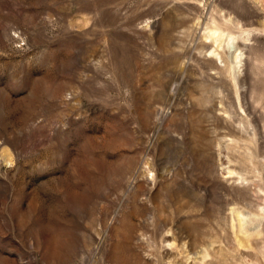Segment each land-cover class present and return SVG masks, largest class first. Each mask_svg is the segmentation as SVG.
Here are the masks:
<instances>
[{
	"label": "rangeland",
	"instance_id": "rangeland-1",
	"mask_svg": "<svg viewBox=\"0 0 264 264\" xmlns=\"http://www.w3.org/2000/svg\"><path fill=\"white\" fill-rule=\"evenodd\" d=\"M0 264H264V0H0Z\"/></svg>",
	"mask_w": 264,
	"mask_h": 264
},
{
	"label": "bare ground",
	"instance_id": "bare-ground-1",
	"mask_svg": "<svg viewBox=\"0 0 264 264\" xmlns=\"http://www.w3.org/2000/svg\"><path fill=\"white\" fill-rule=\"evenodd\" d=\"M133 198V197H132ZM112 260V259H111Z\"/></svg>",
	"mask_w": 264,
	"mask_h": 264
}]
</instances>
